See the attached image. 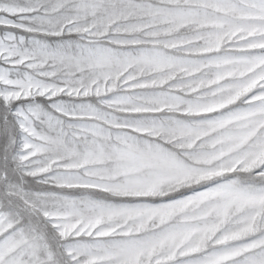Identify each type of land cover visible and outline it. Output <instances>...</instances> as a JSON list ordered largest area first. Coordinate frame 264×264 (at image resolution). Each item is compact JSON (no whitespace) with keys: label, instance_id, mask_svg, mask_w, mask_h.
Returning a JSON list of instances; mask_svg holds the SVG:
<instances>
[{"label":"snow or ice","instance_id":"6c2138e0","mask_svg":"<svg viewBox=\"0 0 264 264\" xmlns=\"http://www.w3.org/2000/svg\"><path fill=\"white\" fill-rule=\"evenodd\" d=\"M0 264H264V0H0Z\"/></svg>","mask_w":264,"mask_h":264}]
</instances>
